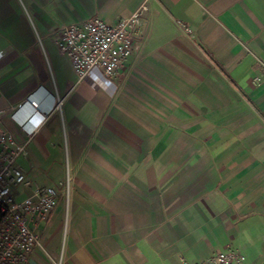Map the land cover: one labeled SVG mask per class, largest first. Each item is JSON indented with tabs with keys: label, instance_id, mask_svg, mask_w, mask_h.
Here are the masks:
<instances>
[{
	"label": "crops",
	"instance_id": "1",
	"mask_svg": "<svg viewBox=\"0 0 264 264\" xmlns=\"http://www.w3.org/2000/svg\"><path fill=\"white\" fill-rule=\"evenodd\" d=\"M143 2L112 83L78 79L58 30ZM0 131L58 190L24 264H264V0H0Z\"/></svg>",
	"mask_w": 264,
	"mask_h": 264
},
{
	"label": "built area",
	"instance_id": "2",
	"mask_svg": "<svg viewBox=\"0 0 264 264\" xmlns=\"http://www.w3.org/2000/svg\"><path fill=\"white\" fill-rule=\"evenodd\" d=\"M146 9L143 2L115 23L94 15L58 30V48L70 58L78 79L98 70L107 84L112 83V77L125 66L133 51L132 30L140 24ZM183 27L190 31L188 26ZM20 125L24 128V123ZM26 132L31 134L32 130ZM25 150V142H17L10 133L0 131V264L25 263L29 253L39 245L30 223L46 218L57 202L56 187L32 181L15 165L16 157ZM18 186L31 189L19 200L14 194ZM189 264H245V257L232 250L217 251L205 261Z\"/></svg>",
	"mask_w": 264,
	"mask_h": 264
}]
</instances>
